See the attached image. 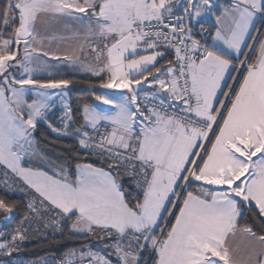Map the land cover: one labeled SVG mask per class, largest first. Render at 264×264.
<instances>
[{"label":"snow or ice","instance_id":"1","mask_svg":"<svg viewBox=\"0 0 264 264\" xmlns=\"http://www.w3.org/2000/svg\"><path fill=\"white\" fill-rule=\"evenodd\" d=\"M181 4L183 12L177 14ZM215 7L213 0H6L0 10V164L42 198L40 208L29 202L32 213L55 211L51 224L56 231H61V221H70L71 232L107 238L112 241L106 245L109 254H115L120 264H139L140 254L149 248L155 254L154 264H264V234L240 222L241 202L254 204L258 216L264 217V38L250 34L255 21L264 19V0H231L219 15ZM207 15L215 16L217 29L213 44L201 45L192 38V25L199 23L203 31L204 20L198 18ZM43 17L80 24L95 63H82L75 53L64 59L100 77L101 89L127 90L119 98L94 92L100 104L114 111L85 104L84 124L74 135L81 149L102 158L109 168L119 172L123 167L141 177L137 186L143 199H137L134 207L126 202L112 174L102 168L77 164L71 181L64 168L54 178L21 163L33 152L31 131L38 120L58 135H70L73 128L71 110L63 100V90L73 81L42 82L33 76L34 71L44 70L31 66L34 54L36 59L40 55L60 59L37 47L42 44L37 24ZM9 28L4 38L3 31ZM246 38L254 41L248 47L257 53L255 62L233 63L230 53L239 56ZM160 46L175 49L176 67L157 66V58L164 55L157 50ZM138 48L152 52L139 54ZM242 65L246 74L240 80L231 73L240 72ZM154 72L157 75L149 81ZM165 74L169 79L161 78ZM227 79L238 82V88ZM145 82L149 87L158 85L166 97L154 93L141 98L134 85ZM89 86L94 89L96 84ZM48 89L61 90L57 95L64 105L63 130L46 117L53 98ZM30 93L37 99L28 103ZM168 101L184 107L170 113L165 107H172ZM257 154L259 159L253 161ZM193 181L200 182L195 185L200 194L189 190ZM3 183L10 188L7 179ZM15 207L0 198V211L8 221ZM176 208L178 213L173 211ZM168 216H174V223L166 235L158 236L156 230L164 232ZM260 224L264 227V220ZM26 231L22 221L12 233L0 232V257L19 251L28 238ZM238 233L249 241L243 254L228 243ZM80 257L81 264H111L90 250ZM0 264L15 262L0 259Z\"/></svg>","mask_w":264,"mask_h":264},{"label":"trees","instance_id":"2","mask_svg":"<svg viewBox=\"0 0 264 264\" xmlns=\"http://www.w3.org/2000/svg\"><path fill=\"white\" fill-rule=\"evenodd\" d=\"M6 3V0H0V10H2V6ZM3 29V19L2 15H0V30ZM10 34V28L3 31V37L7 38ZM260 38L264 35V22L261 25L258 34ZM258 47V45H257ZM169 53H173V57L175 53L173 51H169ZM169 54V55H171ZM255 49L250 52L247 57V63H254L256 58ZM166 57L163 58L159 64H163L166 61ZM174 63V61H173ZM245 71L242 73V77ZM241 77V78H242ZM39 80L49 81V80H59V79H69L73 81V84L67 90L68 102L70 105L71 115H72V123L73 130L76 128L82 127L84 124L83 121V113L82 109L85 104L91 106L94 103L96 94H100L101 90L98 87L101 78L98 76H92L91 74L80 73L73 69H63L58 75L52 77H37ZM90 82H95L96 87L93 89L89 86ZM34 138L36 148L40 155L45 159L47 163V167L44 168L42 165L37 163L33 164L34 167L39 169H44L49 171L56 170L58 171L61 168L66 170L67 176L70 180H74L76 176V166L77 164H90L92 166H96L102 169L107 170L104 165L100 164L95 157H92L83 151L80 150L77 141L71 137L65 136H57L52 134L44 125L37 123V127L35 130H32L31 133ZM24 165H29L24 162ZM55 165V168L53 167ZM193 187L189 190L193 191V193H198L194 183ZM121 189L125 196L126 202H128L131 206H135L137 199L142 200L143 197L135 194L130 188L124 187L121 185ZM0 198H4L9 203L15 204V209L13 212V218L10 221V225L19 224L22 219L28 213V210L25 205V201L20 198L10 197L3 194L0 191ZM239 200V199H237ZM177 209H174V212L177 213ZM242 209V217L240 218V222L242 224H247L253 228L257 234H264V227L261 226L260 220H264V217L258 216V209L255 208V205H251L250 207L244 205L241 202ZM174 216H171L167 230L170 229L171 224L173 223ZM70 221H67L61 231L55 234H49L45 239L40 241H35L30 244L23 245L19 251L14 252L15 255H21L25 258H39L45 255H52L55 257H61L66 254L71 249H76L84 244L90 242L92 236L87 234H76L70 231ZM155 257L150 264H154Z\"/></svg>","mask_w":264,"mask_h":264},{"label":"built area","instance_id":"3","mask_svg":"<svg viewBox=\"0 0 264 264\" xmlns=\"http://www.w3.org/2000/svg\"><path fill=\"white\" fill-rule=\"evenodd\" d=\"M165 31H167V30H165ZM191 35H192V38L195 40H198L201 45H209L210 31L207 28H205V26H204V30L202 31L200 24L193 25ZM189 43H190V41H189ZM181 47H183V46H181ZM137 50L141 53L152 52L151 49L145 50L144 48H138ZM157 50L158 51H173L175 53V49L172 47L160 46ZM90 51H91V49H90ZM91 55H92V53H91ZM196 55H198V53ZM248 55H249V52L246 55L244 60L247 59ZM92 57H93V55H92ZM176 66H177V61H176V55H175L173 67H176ZM244 67H245V65H242L241 71L234 73V75L238 76L239 79H240V76L243 72ZM231 84H233L234 88H235L237 82L231 81ZM139 96L141 98H143L145 96H152V95L144 92V93H140ZM223 99H224V97H223ZM66 103L69 105V102H66ZM155 103L158 104L159 101L157 100V101H155ZM49 104H51L52 107L50 110H48L46 112V117H47L48 121L57 129L63 130V125L60 123V119L64 113V105L61 103V99L55 98ZM170 105H172V107H168V105H165V107H167L168 112H170V113L172 111H176L178 113L180 111V108L184 107V105L182 103H180L179 105H177L176 103L170 104ZM69 108H70V105H69ZM38 123L44 125L52 134L58 136V134L56 132H53L51 130V128L48 127V124L45 123L43 120H38ZM106 127H107L108 132H111V127H109V126H106ZM214 128H215V125H214ZM87 131L91 135L95 136L97 140L99 139V136L96 133H94L92 131V129L89 128V129H87ZM99 131H100V134H104V131H105L104 127H101ZM69 132L72 134H70V135H59V136L71 137V138L75 139L78 143V138L74 135L75 130L69 129ZM210 138H212L211 133H210ZM205 143H207V146H208V142H205ZM78 145H79V143H78ZM79 148H80V146H79ZM80 150L83 151L84 153L88 154L87 150L81 149V148H80ZM88 155L95 157V159H97L100 164L106 165L108 171L116 179H118V181L120 182V184L122 186L130 188L135 194L143 197L142 190L137 186V182H138V180L141 179V177H139V176L134 177L131 174V170H129V172L126 173L124 171L123 167H121L119 169V172H118L115 168H109L108 164L103 163L102 158H100L99 156L92 155V154H88ZM5 173L7 174V176H5ZM5 179H7L8 184L10 185V188L5 187V185L3 183ZM0 191L7 196L20 198V199H23L25 201V205H26V208L28 210V213L26 215L29 218L27 220H25L24 219L25 217H24L22 219V221H23V228L27 229L26 235L28 238L21 243V247L25 244H30V243L35 242V241L43 240L49 234H55V233L59 232V231L55 230V225L51 224V219L55 217V211H53L51 213H47L41 209V214L39 216L32 213L28 209L27 205L29 204V202H34L35 205L37 206V208H40L42 198L31 193L30 190L27 188V186L20 179H18L16 176H14V174L9 169H7L5 165H2V164H0ZM169 220H167V226L166 227H164L165 222L161 224V226L164 227L163 233L160 232V229L156 230L158 236L166 235ZM21 222L17 226H15V229L18 227H21ZM46 223L48 224L47 227L45 226ZM65 223H66L65 221H61L62 227ZM91 239L92 240L90 242L84 244L83 246H81L79 248L69 250L66 254H64L61 257H55L52 255H45V256H42L39 258H25L21 255H18V254L15 255L13 253L11 257H0V259H8V260L14 261L15 264H68L69 261H71V264H81L80 253L81 252H88L90 250L92 253H95L96 255H99V256H103L105 259L111 261V264H120L117 256L115 254L110 255L109 253H110L111 249L106 246L108 244H111L112 241L108 240L107 238L100 239L96 236H92ZM73 252L76 253L75 256L71 255ZM154 257H155V254L150 248L147 250H144L140 254L139 264H150L152 262V260L154 259ZM88 259H90V258L85 257V260H88ZM93 264H95V261H93Z\"/></svg>","mask_w":264,"mask_h":264},{"label":"rangeland","instance_id":"4","mask_svg":"<svg viewBox=\"0 0 264 264\" xmlns=\"http://www.w3.org/2000/svg\"><path fill=\"white\" fill-rule=\"evenodd\" d=\"M231 0L229 2L227 0L220 1L217 3V6L224 7L226 5H230ZM178 10H183V6H179L175 11L177 14L179 13ZM182 12V11H180ZM82 15V14H77ZM264 19L261 21V25L263 24ZM260 25V27H261ZM259 27V28H260ZM37 28L39 30L40 37L42 38V44L37 45L38 48H41L42 51L55 54L60 57V59H52L50 56L40 55L39 59L35 58V54L32 60V67L34 69H44V70H37L33 72V76L35 78L37 77H52L55 75H58L63 69H73L80 73H86L82 70H80L79 63H73L68 60H65L64 57L72 56L74 53L79 55L80 62H87V63H95L93 57L91 56V52H89V44H88V38L87 33L84 31L82 26L74 21H70L68 18H60L56 20L49 19L47 17H43L41 21L38 22ZM259 30V29H258ZM11 32V28H10ZM83 46L84 51L80 52V47ZM23 45H20V57L24 55L23 52ZM13 48L15 49V45H13ZM163 52V51H161ZM151 54V52H145L142 53L144 55ZM164 53V52H163ZM141 54V53H140ZM45 65L47 66L45 68ZM22 70L17 72V75H20ZM237 73V72H236ZM243 73V72H242ZM90 74V73H89ZM242 75V74H241ZM42 82H46L41 80ZM67 90H63L66 92V95L63 96V100L68 102V96H67ZM100 93L107 94L109 96H112L114 98H119L120 96L127 93V90H118V89H101ZM44 91V90H40ZM49 93L53 94L52 100L55 98L61 99L57 93H59L60 89H48L46 90ZM119 92V93H118ZM33 99H37V97L34 94H29L26 96V100L28 103H31ZM50 100L49 103L52 101ZM98 109L106 110L108 111L111 107L110 105H102L99 101L96 99L94 100L93 105ZM38 123V121H37ZM103 123V122H102ZM32 133V131H31ZM59 136V135H58ZM32 137V135H31ZM63 137V136H62ZM33 140V152L30 156H27L28 164H35L38 159L39 152L36 148L34 138ZM210 147V144L209 146ZM104 165V164H103ZM105 168H107L106 165H104ZM10 170V169H9ZM11 171V170H10ZM108 171V169H107ZM14 176H16L14 174ZM17 177V176H16ZM18 178V177H17ZM19 179V178H18ZM118 181V179H116ZM119 182V181H118ZM120 183V182H119ZM31 193L39 196L37 193L32 191L29 187H27ZM16 225H10V221L6 218V214L2 211H0V232H4L6 234L12 233V231L15 229ZM81 234V233H76ZM5 238L10 239V235H7ZM18 243H21L18 241ZM21 248V247H20Z\"/></svg>","mask_w":264,"mask_h":264},{"label":"crops","instance_id":"5","mask_svg":"<svg viewBox=\"0 0 264 264\" xmlns=\"http://www.w3.org/2000/svg\"><path fill=\"white\" fill-rule=\"evenodd\" d=\"M220 1H224V0H213V2L216 4V7L214 8V11L216 12V14L217 15H219V14H221L223 11H224V7H219V6H217V3L218 2H220ZM228 2H229V0H227ZM229 5V4H228ZM228 5H226V6H228ZM180 11H182L183 12V10H180ZM179 10H178V12L179 13H182V12H180ZM198 19H203L204 20V26H205V28H207L209 31H210V37H209V45H212L213 44V40H212V36L213 35H215V32H216V29H217V25H216V19H215V16H211V15H207V16H204V17H201V18H198ZM261 21H262V19H257L256 21H255V23H254V27L252 28V29H250V34H251V36H257V34H258V32H259V30L258 29H260L259 27H260V25H261ZM195 24H199V23H196V22H194L193 23V25H195ZM192 25V26H193ZM262 38H264V35H263V37ZM254 43V41L251 39V38H246V40H245V43L241 46V53L239 54V56H237V54L236 53H230V55H229V58L232 60V62L233 63H239V61H244V59H245V53L246 54H248V52H249V54H250V52H252V50L254 49V48H252V49H250L249 47H248V45L249 44H253ZM88 44H89V41H88ZM220 47L221 48H223V45L221 44L220 45ZM90 48V47H89ZM89 52H91L90 51V49H89ZM137 52L140 54L141 52H139L138 50H137ZM164 52V55H162V56H160V57H158L157 58V66L158 67H161L162 69L163 68H166V67H169V66H171V67H173V61H174V57H173V53L171 54V53H169V51H163ZM142 54V53H141ZM169 54H171V55H169ZM148 55H149V53H148ZM92 56V55H91ZM167 58L166 59V61H165V63H163V64H159L160 63V61L163 59V58ZM255 60H256V58H255ZM169 62H171V63H169ZM255 62V61H254ZM149 67H151V66H149ZM245 71V73L244 74H246V65H245V67H244V69H243V72ZM234 73L235 72H233V73H231V75H234ZM86 74H89V73H86ZM157 74L154 72L153 73V76H150L149 77V81H152L153 80V78L156 76ZM242 75L240 76V80H242ZM161 78L162 79H169V77L165 74V75H163V76H161ZM231 79H227V83H231ZM146 85L148 86V82H146ZM235 88H238V82H237V84H236V86H235ZM119 93V92H118ZM145 93H147V94H150V95H153L154 93H156V94H159V95H161V96H165L166 97V95L167 94H165V93H163V90L162 89H160L159 87H158V85H155V84H153V86L152 87H149L148 86V90L145 92ZM218 97L220 98V99H223V96H221L219 93H218ZM176 102L175 101H168V104H175ZM217 107L219 106L218 104L216 105ZM134 110V109H133ZM109 112H111V111H114V109H112L111 107L109 108V110H108ZM221 123H222V120L220 121ZM107 126H109V127H111V125H107ZM137 131H138V129H137ZM216 131H218V128L216 129ZM211 139H213L214 140V136H212V138ZM209 144L210 143H208V146H209ZM210 147H211V145H210ZM209 147V148H210ZM259 157H260V154H257V156L256 157H253V161H256V160H258L259 159ZM24 162H26V163H28V161H27V156H25L24 157V159L21 161V163H22V165L24 166V167H30V168H32L34 171H43V172H46L47 174H49V175H52V176H54V178H58V177H56V170H53V171H47V170H42V169H39V168H36V167H34V165L33 164H29V165H24ZM37 164H39V165H42L44 168H46L47 167V163H46V161H45V159L40 155V153H39V155H38V159H37V162H36ZM81 165H83V164H81ZM77 167V166H76ZM93 167H96V166H93ZM96 168H99V167H96ZM103 170H105V169H103ZM105 171H107V170H105ZM107 172H109V171H107ZM61 175H64V173H62ZM247 175V174H246ZM113 176V175H112ZM76 177V176H75ZM114 177V176H113ZM19 178V177H18ZM67 178L70 180V178L67 176ZM115 178V177H114ZM20 179V178H19ZM116 179V178H115ZM242 179H243V177H242ZM21 180V179H20ZM22 182H23V180H21ZM72 181V180H71ZM73 181H75V179L73 180ZM117 181V180H116ZM24 183V182H23ZM117 183L120 185V187H121V184L117 181ZM192 183H194V184H198V183H200V182H196V181H193ZM26 185V184H25ZM27 186V185H26ZM28 187V186H27ZM205 187H208V188H211V189H214V188H216V187H218V186H205ZM32 191H34L33 189H31ZM35 192V191H34ZM36 193V192H35ZM194 194H200V193H194ZM236 199H239V198H236ZM254 205V204H253ZM173 211H174V209H173ZM177 213H178V209H177ZM171 218V216H168V220ZM161 224L162 223H164V221H161L160 222ZM173 223H174V220H173ZM228 243H229V246L230 247H232V248H234V249H239V252L241 253V254H243L244 253V251H245V249H246V245L249 243V241H248V239H247V237H245L244 235H242V234H237L236 236H234V237H231L230 239H229V241H228Z\"/></svg>","mask_w":264,"mask_h":264},{"label":"water","instance_id":"6","mask_svg":"<svg viewBox=\"0 0 264 264\" xmlns=\"http://www.w3.org/2000/svg\"><path fill=\"white\" fill-rule=\"evenodd\" d=\"M134 87L137 89L138 94L144 93L148 90V86L146 85V82L143 85H134Z\"/></svg>","mask_w":264,"mask_h":264}]
</instances>
